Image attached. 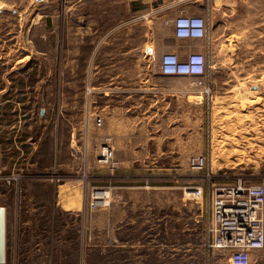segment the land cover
Segmentation results:
<instances>
[{"label": "rangeland", "instance_id": "374dc122", "mask_svg": "<svg viewBox=\"0 0 264 264\" xmlns=\"http://www.w3.org/2000/svg\"><path fill=\"white\" fill-rule=\"evenodd\" d=\"M210 1L208 78L193 80L160 75L161 0H0V176H21L18 190L0 180L6 264H229L209 248V182L189 160L207 157L218 184L264 183V0L229 14ZM114 76L149 85L148 101L121 97L116 133L95 124L107 100L84 94ZM205 83L210 95L190 90ZM105 144L115 168L98 163Z\"/></svg>", "mask_w": 264, "mask_h": 264}, {"label": "built area", "instance_id": "2783aa9c", "mask_svg": "<svg viewBox=\"0 0 264 264\" xmlns=\"http://www.w3.org/2000/svg\"><path fill=\"white\" fill-rule=\"evenodd\" d=\"M166 24L171 25L174 37L179 40L207 41L210 38L209 23L204 16H180L174 22L167 19ZM159 69L164 77L207 79L209 56L205 52H196L189 53L183 59L175 53L167 52L160 58ZM190 87V90L200 91L204 95L211 93L207 83L203 86L194 84ZM233 117L240 121L244 118V113L237 112ZM96 125L102 127V119H97ZM232 154L237 158L245 157V154H241L238 150ZM98 163L113 168L117 166L114 151L109 144L102 147ZM189 167L194 171L202 172L209 182V248L213 251L225 252L229 257V264H253L256 257L254 254L264 253V183L252 184L243 177L234 184L213 182L216 175L211 170L209 159L203 155L192 157L189 160ZM222 176L228 178L230 173H224ZM20 179V175L0 176V180L9 183L15 181L14 186H17V190ZM92 194L91 206L101 209L109 206L111 197L109 190L101 188L93 191ZM186 194L190 199L202 200L204 188L187 187ZM4 210L7 219V211L5 208Z\"/></svg>", "mask_w": 264, "mask_h": 264}, {"label": "crops", "instance_id": "0c3cea01", "mask_svg": "<svg viewBox=\"0 0 264 264\" xmlns=\"http://www.w3.org/2000/svg\"><path fill=\"white\" fill-rule=\"evenodd\" d=\"M226 11L229 14L233 9L232 0H226ZM222 9L217 5L216 2H212L210 0H161V4L158 5L156 9L157 13H160L164 18L169 19L171 22L180 16L186 15H200L207 18L209 22V18L212 16H217L218 12H221ZM169 39V38H167ZM171 43L165 46L169 48L168 52L175 53L179 55L181 58H185L189 53L196 52H205L208 56L210 55V38L207 41H195V40H179L172 35L170 39ZM161 75V74H160ZM121 80L119 76H114L110 79L109 83L105 84L103 87H92L87 86L85 91V97L91 99L93 96H98L101 99L107 100L104 105H95L94 109L96 110L97 117L95 120V124L97 119H102V127L107 128L108 131H112L116 133V129L119 130L118 126L120 125L121 118L118 117L121 113V97L128 96L131 98L133 94H145L146 100H149V85H146L145 90L139 89H123ZM90 90V92H88ZM110 99L116 103L114 106L110 105ZM112 107V109H111ZM42 111L41 113H43ZM91 112V111H90ZM109 114V117L106 115ZM113 127V128H112ZM21 128V126H19ZM18 128V129H19ZM0 207H3L7 211V206L0 204ZM6 225L7 219H6ZM7 240V237H6ZM261 252H256L254 256H260ZM6 256H8V249L6 247Z\"/></svg>", "mask_w": 264, "mask_h": 264}, {"label": "water", "instance_id": "95a60500", "mask_svg": "<svg viewBox=\"0 0 264 264\" xmlns=\"http://www.w3.org/2000/svg\"><path fill=\"white\" fill-rule=\"evenodd\" d=\"M6 212L0 208V264L6 263Z\"/></svg>", "mask_w": 264, "mask_h": 264}, {"label": "bare ground", "instance_id": "6f19581e", "mask_svg": "<svg viewBox=\"0 0 264 264\" xmlns=\"http://www.w3.org/2000/svg\"><path fill=\"white\" fill-rule=\"evenodd\" d=\"M99 199V198H98Z\"/></svg>", "mask_w": 264, "mask_h": 264}]
</instances>
